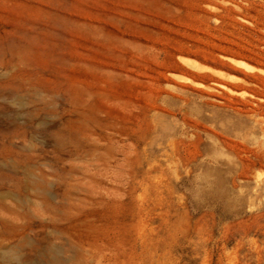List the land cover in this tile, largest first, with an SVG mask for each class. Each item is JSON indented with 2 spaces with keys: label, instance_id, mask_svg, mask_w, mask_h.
<instances>
[{
  "label": "rangeland",
  "instance_id": "obj_1",
  "mask_svg": "<svg viewBox=\"0 0 264 264\" xmlns=\"http://www.w3.org/2000/svg\"><path fill=\"white\" fill-rule=\"evenodd\" d=\"M229 59L264 72V0H0V264H264Z\"/></svg>",
  "mask_w": 264,
  "mask_h": 264
},
{
  "label": "bare ground",
  "instance_id": "obj_2",
  "mask_svg": "<svg viewBox=\"0 0 264 264\" xmlns=\"http://www.w3.org/2000/svg\"><path fill=\"white\" fill-rule=\"evenodd\" d=\"M181 62L183 64H185L186 66L190 67V68H193L197 71H212L211 69L207 68L206 66H203V65H200L199 63L195 62V61H192V60H188V59H184V58H181L180 59ZM233 64H235L236 66L238 67H241V68H244L248 71H258L260 73H263V71L261 70H256L255 68L247 65L246 63L242 62V61H235V60H231L229 59ZM223 88H225L224 86H221ZM261 131L264 133V127L261 128Z\"/></svg>",
  "mask_w": 264,
  "mask_h": 264
}]
</instances>
